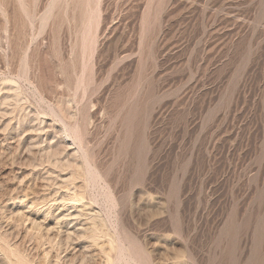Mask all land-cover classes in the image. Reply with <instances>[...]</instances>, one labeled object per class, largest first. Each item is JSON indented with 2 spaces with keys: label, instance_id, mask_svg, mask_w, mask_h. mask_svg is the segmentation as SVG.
Listing matches in <instances>:
<instances>
[{
  "label": "rangeland",
  "instance_id": "obj_1",
  "mask_svg": "<svg viewBox=\"0 0 264 264\" xmlns=\"http://www.w3.org/2000/svg\"><path fill=\"white\" fill-rule=\"evenodd\" d=\"M0 264H264V0H0Z\"/></svg>",
  "mask_w": 264,
  "mask_h": 264
}]
</instances>
